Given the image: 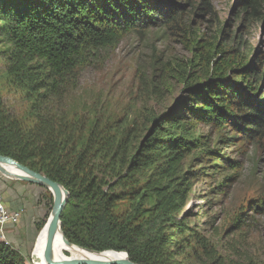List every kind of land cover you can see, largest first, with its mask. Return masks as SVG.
I'll return each instance as SVG.
<instances>
[{"label": "trees", "instance_id": "trees-1", "mask_svg": "<svg viewBox=\"0 0 264 264\" xmlns=\"http://www.w3.org/2000/svg\"><path fill=\"white\" fill-rule=\"evenodd\" d=\"M192 1L0 0L5 81L24 95L34 117L20 121L0 98V156L68 193L60 223L73 246L122 252L135 264H227L180 215L199 172L220 177L238 171L219 149L235 146L237 136L221 135L226 127L248 140L264 133V99L258 98L264 55L258 64L256 54L247 62L250 47L228 45L223 29L219 38L205 40L192 26L180 28L178 36L192 52L181 69L185 99L171 113L144 122L142 138L135 120L124 126L105 116L81 117L55 103L93 51L132 32L173 30L186 8L209 11L206 0L195 7ZM237 3L251 17L264 0ZM197 125L213 127L219 138L199 136ZM232 180L224 175L221 186ZM43 225L38 221L35 229ZM0 264L25 260L0 243Z\"/></svg>", "mask_w": 264, "mask_h": 264}, {"label": "rangeland", "instance_id": "rangeland-1", "mask_svg": "<svg viewBox=\"0 0 264 264\" xmlns=\"http://www.w3.org/2000/svg\"><path fill=\"white\" fill-rule=\"evenodd\" d=\"M169 1L181 3L180 0ZM200 1L193 0V7ZM206 2L209 5L207 13L186 8L180 25L173 30L132 32L117 44L90 53L85 65L63 88V98L55 102L58 108L64 112H76L81 117H109V121L119 120L124 126H130L135 120V129L142 138L144 122L171 113L185 99L181 71L192 60V52L178 36L182 27L192 26L195 33L204 34L202 38L205 40L219 38V31L223 29L225 42L234 48L249 46L247 62L256 54L255 64H258L264 55V4L259 10L261 17H250L242 13L237 0ZM4 49L0 44V52ZM256 80L259 82L260 78ZM258 91V98L264 99V79ZM0 98L20 121L34 120L24 95L5 81V62L1 54ZM194 129L199 136L215 141L220 136L213 127L197 125ZM221 135L237 136L232 141L235 146H219V149L230 165L238 167V171L225 170L220 177L210 173L204 176L199 172L180 219L185 220L191 234L204 238L216 256L227 264H264V133L248 140L226 127ZM187 162L196 164L190 158ZM201 168L200 165L196 169ZM224 175L233 180L223 187L221 179ZM11 180L0 174V186ZM13 184L10 189H18ZM29 185L35 187L32 190L18 189V192L29 199L31 195L35 196L32 206L40 208L39 221L44 227L52 210L51 195L42 186ZM0 193L4 198L1 188ZM19 211L22 216V209ZM40 230L35 229L31 243L30 240L26 243L25 264H33L34 239Z\"/></svg>", "mask_w": 264, "mask_h": 264}, {"label": "water", "instance_id": "water-1", "mask_svg": "<svg viewBox=\"0 0 264 264\" xmlns=\"http://www.w3.org/2000/svg\"><path fill=\"white\" fill-rule=\"evenodd\" d=\"M241 1V0H237ZM9 168L13 169V172L8 170ZM0 174L6 178L25 182L29 184H36L46 188L52 198V210L47 219V251L48 258L52 264H135L128 260L125 253H118L114 251H105L102 253L86 250L87 253L91 255H103L110 254V258H104L102 260L89 258V259H76V260H56L53 256V244L58 231L61 232V223L60 218L65 207L68 193L57 183L51 181L49 178L45 177L42 174L35 173L29 170L27 167H24L10 158L0 156ZM59 191L61 194H59ZM62 233V232H61ZM63 235V234H62ZM64 242L66 245H71L63 236ZM81 249V248H80ZM119 255V256H117Z\"/></svg>", "mask_w": 264, "mask_h": 264}, {"label": "crops", "instance_id": "crops-1", "mask_svg": "<svg viewBox=\"0 0 264 264\" xmlns=\"http://www.w3.org/2000/svg\"><path fill=\"white\" fill-rule=\"evenodd\" d=\"M3 182L2 186H0L2 194L4 195L3 201L5 206L10 211H19L22 209L23 214L21 216L20 222L16 227H9L6 230V238L9 243V247L13 250L17 251L23 258H26L27 247L26 243L28 244L29 240L31 243L32 232L35 230V224L41 218V212H39L38 207L34 208L32 206L33 200H35V196L27 198L23 197L22 194L18 192L19 190H32L35 186H30L29 184H23V182ZM11 183H14L16 188L18 189L13 190L10 189ZM13 184V185H14ZM18 185V186H17ZM29 200V202H26ZM32 206V207H31ZM26 235L28 236L26 238ZM38 233L34 239V246L36 243Z\"/></svg>", "mask_w": 264, "mask_h": 264}, {"label": "bare ground", "instance_id": "bare-ground-1", "mask_svg": "<svg viewBox=\"0 0 264 264\" xmlns=\"http://www.w3.org/2000/svg\"><path fill=\"white\" fill-rule=\"evenodd\" d=\"M10 172H13L12 168L8 167ZM59 194L61 192L59 191ZM67 254L68 256H66ZM53 256L56 260H76V259H89L95 258L102 260L104 258H110V254L103 255H91L84 249H80L76 246L66 245L63 239V235L60 231L57 232L54 244H53ZM119 256V255H117ZM32 263L33 264H51L48 258L47 251V221L42 230L39 231L35 246L32 252ZM54 263V262H53ZM52 263V264H53Z\"/></svg>", "mask_w": 264, "mask_h": 264}, {"label": "built area", "instance_id": "built-area-1", "mask_svg": "<svg viewBox=\"0 0 264 264\" xmlns=\"http://www.w3.org/2000/svg\"><path fill=\"white\" fill-rule=\"evenodd\" d=\"M21 219V211H10L4 204L0 193V243L8 246L6 230L9 227H16Z\"/></svg>", "mask_w": 264, "mask_h": 264}]
</instances>
